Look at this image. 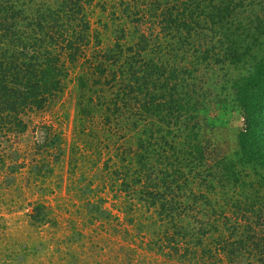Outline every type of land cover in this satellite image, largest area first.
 Here are the masks:
<instances>
[{"label": "trees", "instance_id": "16d2710c", "mask_svg": "<svg viewBox=\"0 0 264 264\" xmlns=\"http://www.w3.org/2000/svg\"><path fill=\"white\" fill-rule=\"evenodd\" d=\"M78 60V86L108 93L93 103L111 113L104 121L131 116L134 150L105 160L115 189L155 215L154 251L264 264V0H0V133H21L24 112ZM208 102L243 116L236 148L212 160L199 116ZM88 110H77L83 126ZM37 208L30 217L43 221Z\"/></svg>", "mask_w": 264, "mask_h": 264}, {"label": "rangeland", "instance_id": "374dc122", "mask_svg": "<svg viewBox=\"0 0 264 264\" xmlns=\"http://www.w3.org/2000/svg\"><path fill=\"white\" fill-rule=\"evenodd\" d=\"M81 61L66 64L61 90L40 109L24 112L21 133H0V264H225L213 257L194 261L191 251H182V259L165 249L154 251L158 242L149 236L148 223L155 215L133 193L115 189L113 167L105 160L134 150L125 123L131 116L116 114V125L104 121L111 113L93 103L108 93L78 86ZM85 103L92 115L85 118L88 126L77 119ZM199 116L210 160L236 148L243 126L238 107L208 102ZM86 182L91 191L82 195L77 188ZM99 200L106 215L92 209ZM35 207L44 212L43 221L30 217Z\"/></svg>", "mask_w": 264, "mask_h": 264}]
</instances>
